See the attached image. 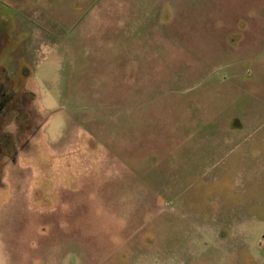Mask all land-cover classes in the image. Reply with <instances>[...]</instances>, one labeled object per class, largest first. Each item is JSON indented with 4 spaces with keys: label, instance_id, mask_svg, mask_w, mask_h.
I'll list each match as a JSON object with an SVG mask.
<instances>
[{
    "label": "rangeland",
    "instance_id": "1",
    "mask_svg": "<svg viewBox=\"0 0 264 264\" xmlns=\"http://www.w3.org/2000/svg\"><path fill=\"white\" fill-rule=\"evenodd\" d=\"M0 264H264V0H0Z\"/></svg>",
    "mask_w": 264,
    "mask_h": 264
}]
</instances>
